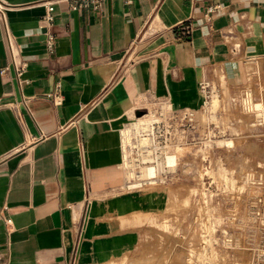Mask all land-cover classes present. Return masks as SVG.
<instances>
[{
	"label": "crops",
	"instance_id": "obj_1",
	"mask_svg": "<svg viewBox=\"0 0 264 264\" xmlns=\"http://www.w3.org/2000/svg\"><path fill=\"white\" fill-rule=\"evenodd\" d=\"M3 1L25 69L19 81L0 22V264L132 253L170 188L130 187L121 131L149 101L201 110L203 82L264 69V0L58 1L51 23L44 0Z\"/></svg>",
	"mask_w": 264,
	"mask_h": 264
},
{
	"label": "rangeland",
	"instance_id": "obj_2",
	"mask_svg": "<svg viewBox=\"0 0 264 264\" xmlns=\"http://www.w3.org/2000/svg\"><path fill=\"white\" fill-rule=\"evenodd\" d=\"M244 68L236 85L209 83L194 128L170 122L156 134L167 147L146 165L155 167L153 177H142L147 167L127 153L130 187L168 186L170 201L149 218L143 244L107 264H264V69ZM144 111V124L164 121L159 101ZM169 156L175 161L166 167Z\"/></svg>",
	"mask_w": 264,
	"mask_h": 264
},
{
	"label": "built area",
	"instance_id": "obj_3",
	"mask_svg": "<svg viewBox=\"0 0 264 264\" xmlns=\"http://www.w3.org/2000/svg\"><path fill=\"white\" fill-rule=\"evenodd\" d=\"M58 1L67 2L70 8L74 10L87 9L96 12H101L105 4V0H44L45 4L47 5V13L44 18L45 21L49 23L53 21V4ZM125 1L127 3L133 2V0ZM8 11V5L3 0H0V22H2L4 27L5 39L8 45L11 63L14 66L16 77L20 81L21 75L25 69V65L21 58L20 49L15 43V37L9 23ZM55 41L56 37L53 34H48L46 43L50 47H54ZM208 86L209 82H203L201 84V90L203 91V93L207 91ZM159 102L162 104V108L166 113L164 121L160 118L155 119L150 124L140 123V118L149 115L146 114L144 109H142L141 111L143 112V115L135 116L136 122L133 123L132 129L121 131V147L123 151L124 161L128 152H135L137 154V158L135 159V161L137 162L138 166L143 165L147 167L146 165L155 163V154L157 153V151L164 150L167 147V143L162 146L160 144V141L156 142V134L162 135L163 131L164 133H166L168 131V128L165 129V126L170 122H186L188 125L194 128L196 126L197 112L201 111L204 108L203 107L201 110L175 109L171 106V104H169L168 101ZM143 140H145L144 143ZM166 167L168 166L166 165Z\"/></svg>",
	"mask_w": 264,
	"mask_h": 264
},
{
	"label": "bare ground",
	"instance_id": "obj_4",
	"mask_svg": "<svg viewBox=\"0 0 264 264\" xmlns=\"http://www.w3.org/2000/svg\"><path fill=\"white\" fill-rule=\"evenodd\" d=\"M147 117H143L140 118L139 121H143L142 123L144 124V122L146 121ZM145 142V140H143V143ZM175 161V157L174 156H169L167 159V163L169 164L168 167ZM155 175V167L154 166H147V168H145V170L142 173V177L145 178H151Z\"/></svg>",
	"mask_w": 264,
	"mask_h": 264
},
{
	"label": "water",
	"instance_id": "obj_5",
	"mask_svg": "<svg viewBox=\"0 0 264 264\" xmlns=\"http://www.w3.org/2000/svg\"><path fill=\"white\" fill-rule=\"evenodd\" d=\"M136 115L137 116H141V115H143V112L142 111H139Z\"/></svg>",
	"mask_w": 264,
	"mask_h": 264
}]
</instances>
